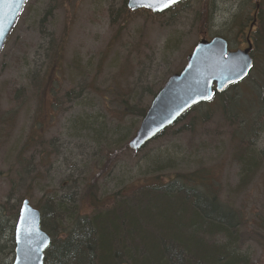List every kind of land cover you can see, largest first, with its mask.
Returning <instances> with one entry per match:
<instances>
[{
	"label": "rangeland",
	"instance_id": "rangeland-1",
	"mask_svg": "<svg viewBox=\"0 0 264 264\" xmlns=\"http://www.w3.org/2000/svg\"><path fill=\"white\" fill-rule=\"evenodd\" d=\"M261 3L185 0L157 14L123 10V0H28L0 56V264L13 263L24 198L41 210L43 229L53 240L64 241L78 229L73 221L117 207L111 194L129 193L154 170L169 178L210 173L220 203L242 220L241 251L264 264V162L245 170L243 179V152L233 137L234 130L246 131L217 117L193 127L190 121L200 114L192 112L135 151L128 142L142 118L117 104L132 87V105L149 107L153 93L185 67L202 38L226 36L232 49L246 48L248 18ZM254 56L247 87L264 80V57L256 47ZM92 80L99 91L85 86ZM43 85L47 89L38 94ZM254 148L264 149V130ZM105 165L97 209L86 202H77V209L73 198ZM67 209L74 220L61 225L60 212Z\"/></svg>",
	"mask_w": 264,
	"mask_h": 264
},
{
	"label": "trees",
	"instance_id": "trees-1",
	"mask_svg": "<svg viewBox=\"0 0 264 264\" xmlns=\"http://www.w3.org/2000/svg\"><path fill=\"white\" fill-rule=\"evenodd\" d=\"M126 3L127 0H123V10H128ZM256 11L257 26L249 39L264 57V3L258 10L256 6ZM253 20L254 17L248 18V21ZM60 51L58 49V53ZM246 81L230 86L211 102L192 108L181 118L197 112L200 116L190 121L193 127L217 117L228 127L237 129L239 124L246 133L250 131L255 138L242 131H233L235 142H239L236 146L243 152L238 160L244 170L243 179H246L245 170H252L253 166L259 168L264 162V149L254 148L258 134L264 130L261 123L264 119V80L252 83L253 88L247 87ZM85 86L92 91L100 90L95 80ZM46 89L45 85L41 86L38 94H43ZM133 91L132 87L128 88V94L124 91L120 95L124 100L117 104L120 110L143 118L148 106L132 105ZM101 169L88 179L82 194L78 196L77 193L73 198L77 209V202L81 206L86 202L87 207L97 209V181L108 171V165ZM154 171L145 176V183L129 193H112L109 199L117 207L97 210L95 216L78 221H73V214L60 218L61 225L65 220L73 221L77 222L78 229L64 241H53L46 253L45 264H254L251 257L241 251L244 239L240 232V215L220 203L217 188H212L216 184L215 178L209 172L176 173L169 178ZM42 210L45 214V207ZM2 227L0 223V239Z\"/></svg>",
	"mask_w": 264,
	"mask_h": 264
},
{
	"label": "water",
	"instance_id": "water-1",
	"mask_svg": "<svg viewBox=\"0 0 264 264\" xmlns=\"http://www.w3.org/2000/svg\"><path fill=\"white\" fill-rule=\"evenodd\" d=\"M164 0H128L131 11L147 9L163 13ZM27 0H7L0 3V55L22 13ZM231 50L229 42L222 36L201 39L187 58L184 69L173 74L153 98L129 147L138 151L149 141L176 123L192 107L211 101L217 93L243 81L255 65L251 51ZM210 97V98H209ZM51 237L41 227V213L32 207L29 199L21 205L15 227V258L13 264H44L45 250Z\"/></svg>",
	"mask_w": 264,
	"mask_h": 264
},
{
	"label": "bare ground",
	"instance_id": "bare-ground-1",
	"mask_svg": "<svg viewBox=\"0 0 264 264\" xmlns=\"http://www.w3.org/2000/svg\"><path fill=\"white\" fill-rule=\"evenodd\" d=\"M245 26H246V23L243 22V24H242V26H240V28L243 29ZM60 213H61V214L63 213L62 215H65L64 218H66V217L68 218V216H67L68 214H66V213H69V209H67V210H63V211L60 212ZM62 215H61V216H62ZM65 221H66V222H69L68 220H65Z\"/></svg>",
	"mask_w": 264,
	"mask_h": 264
},
{
	"label": "snow or ice",
	"instance_id": "snow-or-ice-1",
	"mask_svg": "<svg viewBox=\"0 0 264 264\" xmlns=\"http://www.w3.org/2000/svg\"><path fill=\"white\" fill-rule=\"evenodd\" d=\"M3 2H7V0H0V3H3ZM175 2H176V0H164L165 7H167L168 5L173 4Z\"/></svg>",
	"mask_w": 264,
	"mask_h": 264
},
{
	"label": "flooded vegetation",
	"instance_id": "flooded-vegetation-1",
	"mask_svg": "<svg viewBox=\"0 0 264 264\" xmlns=\"http://www.w3.org/2000/svg\"><path fill=\"white\" fill-rule=\"evenodd\" d=\"M257 10H258V7H257ZM254 28H256V15L254 16V21L250 25V30H254Z\"/></svg>",
	"mask_w": 264,
	"mask_h": 264
}]
</instances>
